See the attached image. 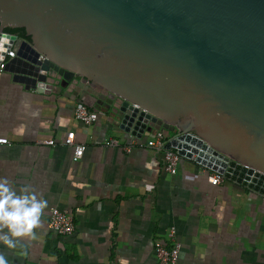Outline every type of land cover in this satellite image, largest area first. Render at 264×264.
<instances>
[{
  "label": "water",
  "instance_id": "95a60500",
  "mask_svg": "<svg viewBox=\"0 0 264 264\" xmlns=\"http://www.w3.org/2000/svg\"><path fill=\"white\" fill-rule=\"evenodd\" d=\"M0 34L14 81L84 88L124 133L175 134L166 149L264 196V0H0Z\"/></svg>",
  "mask_w": 264,
  "mask_h": 264
},
{
  "label": "crops",
  "instance_id": "0c3cea01",
  "mask_svg": "<svg viewBox=\"0 0 264 264\" xmlns=\"http://www.w3.org/2000/svg\"><path fill=\"white\" fill-rule=\"evenodd\" d=\"M58 88H26L0 72V136L9 141L0 146V177L17 190L31 185L48 203L34 239L15 249L0 243L9 264H157L154 241L171 227L180 244L177 264H264V196L230 180L213 186L191 160L182 159L171 175L160 151L105 145L135 138L119 129L104 98L96 103L84 88ZM78 103L94 111V125L73 120ZM69 132L87 146L77 162L62 144ZM52 208L72 215V235L48 229Z\"/></svg>",
  "mask_w": 264,
  "mask_h": 264
},
{
  "label": "built area",
  "instance_id": "2783aa9c",
  "mask_svg": "<svg viewBox=\"0 0 264 264\" xmlns=\"http://www.w3.org/2000/svg\"><path fill=\"white\" fill-rule=\"evenodd\" d=\"M16 47L15 41H10L0 34V72L5 70V66L9 59L15 58ZM53 84L50 83H38L37 88L34 90H42L43 92H51L53 90ZM73 120L76 123L82 124L86 127L94 125L97 121L94 111L83 104H75L72 111ZM172 137L165 130L154 131L147 140L135 139L127 144H120L118 141L110 140L105 143L108 146L121 147L125 153L130 152L133 148H147L162 152V164L166 172L171 175L177 173V167L182 159H187L180 155L177 149H166L165 145L170 143ZM40 144L49 146L52 150L56 142L52 139H42ZM7 138L0 136V146L8 145ZM63 145L71 147L73 149V162L80 160L87 149L85 144L75 143V133L69 132L65 136ZM194 161V156L190 159ZM197 164V163H196ZM199 165V164H198ZM204 170L208 171L207 181L209 184L216 186L227 179L223 174L216 171L207 169L204 166L199 165ZM48 229L59 237L70 236L75 232V222L72 215L66 210H60L58 208H52L49 212ZM180 252V244L176 239V230L171 227L166 233L165 238H158L154 241V253L156 256L157 264H177Z\"/></svg>",
  "mask_w": 264,
  "mask_h": 264
},
{
  "label": "clouds",
  "instance_id": "9594fccd",
  "mask_svg": "<svg viewBox=\"0 0 264 264\" xmlns=\"http://www.w3.org/2000/svg\"><path fill=\"white\" fill-rule=\"evenodd\" d=\"M48 203L31 185L15 189L7 177H0V243L9 249L35 238ZM0 264H9L0 253Z\"/></svg>",
  "mask_w": 264,
  "mask_h": 264
},
{
  "label": "trees",
  "instance_id": "16d2710c",
  "mask_svg": "<svg viewBox=\"0 0 264 264\" xmlns=\"http://www.w3.org/2000/svg\"><path fill=\"white\" fill-rule=\"evenodd\" d=\"M6 32L17 35L20 39L29 41V38L26 36L23 29H6ZM175 134H169L170 137H173Z\"/></svg>",
  "mask_w": 264,
  "mask_h": 264
}]
</instances>
